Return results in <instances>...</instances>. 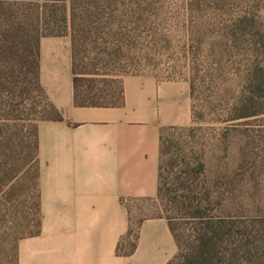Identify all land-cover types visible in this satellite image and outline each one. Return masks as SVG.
Listing matches in <instances>:
<instances>
[{"label": "trees", "instance_id": "obj_1", "mask_svg": "<svg viewBox=\"0 0 264 264\" xmlns=\"http://www.w3.org/2000/svg\"><path fill=\"white\" fill-rule=\"evenodd\" d=\"M58 35L77 105L119 104L124 74L186 72L191 123L159 127L155 194L121 200V252L143 218L162 216L175 243L164 264H264V0H0V264H15L17 240L39 228L36 123L61 118L39 83V40ZM198 92L222 123L219 152L228 131L242 136L233 165L219 158L209 175L182 140ZM170 192L175 215L131 218L128 201Z\"/></svg>", "mask_w": 264, "mask_h": 264}, {"label": "crops", "instance_id": "obj_2", "mask_svg": "<svg viewBox=\"0 0 264 264\" xmlns=\"http://www.w3.org/2000/svg\"><path fill=\"white\" fill-rule=\"evenodd\" d=\"M70 64L66 35L40 38L39 83L61 118L36 123L39 228L17 240L15 264H164L175 243L162 216L121 252V200L155 194L159 127L191 123L187 80L124 74L119 104L77 105Z\"/></svg>", "mask_w": 264, "mask_h": 264}, {"label": "rangeland", "instance_id": "obj_3", "mask_svg": "<svg viewBox=\"0 0 264 264\" xmlns=\"http://www.w3.org/2000/svg\"><path fill=\"white\" fill-rule=\"evenodd\" d=\"M154 69V71L151 70L152 73L158 74L159 76L171 73L186 77V72L182 68L180 70H174L175 72H168V70L165 69L164 64H159V66ZM208 101V98H204V93H197L193 105L194 113L198 118L193 124L194 128L189 132H185L182 140H184L186 144L185 156L193 155L197 158L203 157L206 163L205 173L209 175L210 171L212 172L215 169L219 158L222 165H227L228 167L233 165V148L235 144L240 141V137L242 138V136H239L236 131H228V133H226L227 138L225 139L224 144L226 150H224L223 146L222 153L219 152L218 147L220 144L216 132H218L222 123L218 124L214 122L218 112L216 113V110L214 109L211 110L212 105H210ZM214 107L216 109L217 106L215 105ZM219 107L220 106H218V108ZM188 147H190V149H188ZM171 196L172 194L170 192L167 198L159 199L153 197L151 199H135L128 201L127 204L130 209L131 218L134 220L136 217L142 215H175L170 202Z\"/></svg>", "mask_w": 264, "mask_h": 264}]
</instances>
